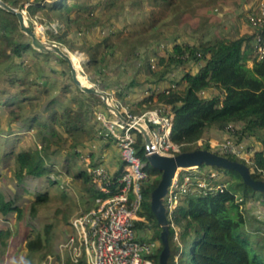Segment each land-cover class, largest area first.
I'll return each mask as SVG.
<instances>
[{
    "label": "trees",
    "instance_id": "trees-1",
    "mask_svg": "<svg viewBox=\"0 0 264 264\" xmlns=\"http://www.w3.org/2000/svg\"><path fill=\"white\" fill-rule=\"evenodd\" d=\"M3 1L20 10L24 7L21 0ZM165 1L168 0H163ZM95 8V4L79 5L69 0H53L52 3L35 0L26 7L30 14H34L37 10L53 11L56 18L59 14L76 10V18L71 20L81 21L79 32L80 35L85 36L94 29L100 34L104 28L103 23H100L95 16ZM53 19L50 17L48 20L51 22ZM104 23L109 25L107 35L102 37L101 41L97 40L91 44L90 49H86L90 57L84 66L93 68V72L88 76L89 80L99 84L105 91L115 87L118 96L122 97L128 88L142 84L136 79V74L141 72L143 66L147 71L144 83L155 86L167 80L178 69L181 75L175 81V87L170 85L159 92L151 90L138 105L144 109L152 108L159 103L169 104L172 107L175 118L171 138L181 145L180 151L195 148L211 149L205 136L214 130L226 133V138H236L237 143L245 144L246 141L255 139L264 145V59H254L252 65H249L254 54L253 44L258 31L254 30L252 35L244 34L231 39L216 37L194 42L180 40L177 36L167 37L169 43L162 48L163 53H159L162 44L160 42L151 48L136 47L130 49L121 63L112 69L109 67V61L118 54L116 44L111 40L115 32L111 26V19ZM61 30L62 26L58 25L57 33L53 31L49 38L61 43L70 42L65 39L68 30L59 34ZM144 32L145 30L138 31L135 36H142ZM24 35L16 14L0 5V65H3V72L9 73L17 66L25 71L27 69L25 54L28 50L44 55L47 62L50 61L49 57L55 54L37 51L32 47L29 39H23ZM85 40L86 38L82 39L78 44L81 50L84 48ZM101 46L103 51L99 57ZM148 50L154 51L155 67L152 66L151 59H146L144 56ZM57 58L61 65L66 63L61 57ZM132 61L135 63L131 78L110 80L114 71L131 70ZM60 70L62 75L71 77L70 71ZM50 71L55 72L51 69ZM13 74L10 83H19L16 85L17 91L0 96V134L11 128L10 123L16 122L26 125L33 132L36 144L29 149L6 151L0 154V158L6 161L12 157L16 184L31 195L29 218L35 219L40 207L53 198L48 187H58L60 179L56 176L62 173L64 175L61 176L72 177L69 182L71 187L83 192V197L87 200L89 198L86 208L88 211L94 205V199L104 195L95 186L86 169L75 171L72 168L78 165L75 158L89 156L85 152L83 141L95 139L97 130L94 111L97 107L107 110L102 99L97 95L86 94L75 83H66L60 88L65 94L72 92L70 84L75 87V95L63 99L61 94L52 93V83L48 80V74L41 72L39 74L41 81L18 80ZM33 87H36L37 93L32 91ZM44 95L47 99L43 101ZM7 107L9 110L6 109ZM131 109L132 112H137L138 107ZM3 111L7 112L6 119L9 120L7 129H2ZM98 139L102 138L98 137ZM199 139H204L205 142L199 145L197 143ZM67 140L70 144L66 147L62 142ZM64 150H68L69 153L64 157L65 162L62 164H65V169L61 172L55 168V163L57 160L61 161L60 157ZM137 150L141 158L146 160L145 144L140 133L137 136ZM214 151L238 159L231 153L219 149ZM251 152L250 167L253 176L264 179V147L256 148ZM239 160L245 162L243 159ZM90 162L92 165L99 164L92 161V158ZM123 165L122 162V168L117 176L122 173ZM147 166L145 165V169H148ZM201 169L205 173H211L214 169L224 170L232 175V178L225 183L222 190L186 196L175 210L170 220L172 246L170 264H264V242H262L264 240L253 237L257 229L252 233L248 231L250 220L248 210L254 205L264 208V193L254 191L245 185L237 171L218 167ZM149 173L152 178L143 188V194L149 198V201L142 203L140 216L143 220L136 222V228L140 238L159 242L156 254L153 256L154 263L158 264L163 249L160 240L161 228L152 212L150 197L160 180L161 172L152 168ZM40 183H46L47 188L31 190L27 186ZM239 191L241 193H238ZM60 197L67 207L75 198L66 189L60 190ZM13 213H17L18 218L23 216V208L17 194L7 198L0 191V215L6 222ZM66 220L68 221V217ZM27 224L30 231L25 240V257L29 264H41L43 260L47 261L49 256L55 257L56 264H86L84 256L76 262L68 256L65 262L58 250H50L54 228L52 222L43 224L42 229L32 220ZM172 224L178 228V231ZM67 227L69 234L72 230L69 221ZM11 235L12 231L9 227H0V248L7 246ZM39 253H42V259L34 262L35 256Z\"/></svg>",
    "mask_w": 264,
    "mask_h": 264
},
{
    "label": "rangeland",
    "instance_id": "rangeland-1",
    "mask_svg": "<svg viewBox=\"0 0 264 264\" xmlns=\"http://www.w3.org/2000/svg\"><path fill=\"white\" fill-rule=\"evenodd\" d=\"M21 1L24 4L22 11L25 14L29 27L33 28L36 34L44 41L60 44L72 53L79 52L83 57L85 56L84 61L80 64V68L84 71L83 74L85 76H89L93 72V68H86L84 66V63L90 57L86 49H90L91 44H94L97 40L101 41L102 37L107 35L109 25H105L104 21L108 19H111V26L115 32L111 37V40L115 42L116 50L118 52L117 56L111 58L109 61V67L113 69L116 65L121 63L130 49L132 50L136 47L151 48L155 46L157 42H160L162 44L159 53H163L162 48L166 45L165 41L167 40V37L172 38L177 36L182 40V36H184L188 41L194 40V38H235L243 26H248V13L250 10L257 8L263 0H168L165 2H163V0H69V2H77L79 5H84V3L95 4V16L98 17L100 23H103L102 25L104 28L100 34H97V29H94L86 36L80 35L78 27L81 26L79 25L81 21L78 18L75 22L71 20L76 18V10H72L68 13L65 12L63 15L59 14L58 18L54 16L55 14L53 11L37 10L34 14H30L26 7L30 2H34L35 0H29L30 2L24 0ZM44 1L47 3L53 2V0ZM50 17L54 18L51 22L48 20ZM58 25L62 26V30L59 34L68 30L65 39L71 43H61L55 39L49 38V35L53 31L57 33L56 30ZM142 30H145V32L142 36H138L140 38L135 36L137 35L136 32ZM24 34L23 39H29L32 44L31 37L26 33ZM191 36L194 38L191 39ZM84 38H86L85 45L81 50V48H79L80 46L78 47V44H80V41ZM102 51L103 48L101 46L98 55L99 57L101 56ZM153 52V50H148L145 55L147 54V56L149 55L148 58L153 59V57H155ZM25 57V62L27 64V69L25 71H23L20 66L14 67L10 71L11 74L14 73L13 75L17 77L18 80L34 79L36 81H41L39 74L42 72V74L49 75L48 80L52 83V93L61 94L60 96L63 97V99H69L75 95V87L72 84H70L72 92L64 94L60 91V88L64 84L74 82L72 76L69 77L60 73V69H64L67 72L70 71V69L67 62L62 65L59 63L57 58L60 57L59 55H51L49 57L50 61L47 62L45 61L44 55L36 54L32 50H28ZM254 59L255 57L253 55L250 63H253ZM130 63V67L133 68L135 62L132 61ZM50 69L55 72L59 71V73L55 74V72H51ZM55 69H57V71ZM10 72H3V65H0V96L15 93L17 91L16 85L19 83H10L12 77ZM42 80L44 81V79ZM87 80L89 83H94L89 79ZM32 91L37 93L36 87H33ZM42 98L44 101L47 99V96L44 95ZM6 109L9 110V107ZM138 109V113L146 110V108H141V105H138ZM6 113L7 112L3 111L1 115L2 129L8 128L9 120L6 119ZM10 126L11 128L9 130H5L3 134H0V154L6 151L11 152L20 149H29L35 146L36 140L33 136V132L29 130L26 125L24 126L23 124L12 122L10 123ZM205 138H208V141L213 138L212 142H209L210 145L212 144V150L219 149V145L224 143L227 139L224 138L223 133H220L219 135L212 131L209 132ZM204 142L205 141H203L202 144ZM62 143L67 147L69 146L70 141H63ZM112 146L113 145H111V147ZM262 147H264V145L258 140L252 139L248 142L246 141L243 153H245L244 158L247 160L249 166H251L252 152H249L248 150H254L256 148L260 149ZM68 153V150H64L60 157L61 161L57 160L55 163V168H58L61 172H64L65 164L62 163L65 162L64 157H66ZM74 160L77 161L78 165L73 167V170L78 171L80 169H86L83 157L75 158ZM143 163L147 164V161L143 160ZM147 167L148 169L146 170L148 171L152 169L149 164ZM212 173V177H214V179H212V184L214 186H221L232 178V175L224 170L214 169ZM61 175L64 174L62 173L56 176L60 179L58 187H48L53 198L40 207L35 219H30L31 195L17 186L14 176V161L12 160V157L6 161H3L0 158V191L4 193L7 198L17 194L18 201L23 208L22 218H18L17 213H13L5 222L4 217L0 215V227H9L12 231L7 246L3 249L0 248V264H29V261L25 257V240L30 231V227L27 224L29 220H32L33 223L36 222L40 229H42L41 227L45 223H53V238L50 250H58L66 262L69 256L68 251L66 249L61 251V249L62 245L67 242L68 221L71 223L73 217L82 212H86L89 198L87 200L83 197V192L71 187L69 182L72 180V177H64ZM145 184L146 183H143V187ZM27 186L31 190H44L45 187L47 188L46 183ZM61 189H66L73 197H75L69 202L70 206L68 207L60 197ZM238 193H241V191ZM147 201H149V198L144 195L142 203ZM248 213L250 219L248 222V231L252 233V231L257 229L253 234V237L255 239L264 240V208L254 205L248 210ZM67 217L68 221L66 220ZM262 234L263 236L261 237ZM176 237L178 239V236ZM157 244L159 245L158 241ZM42 256V253L37 254L34 258V262L41 260ZM41 264H56L55 257L48 259V261L43 260Z\"/></svg>",
    "mask_w": 264,
    "mask_h": 264
},
{
    "label": "built area",
    "instance_id": "built-area-1",
    "mask_svg": "<svg viewBox=\"0 0 264 264\" xmlns=\"http://www.w3.org/2000/svg\"><path fill=\"white\" fill-rule=\"evenodd\" d=\"M248 21L253 30L258 31L254 39L253 55L255 59L262 60L264 59V0L257 8L250 10ZM151 61L152 66L155 67L154 58ZM81 72L84 73L82 69ZM86 77L89 79L88 76ZM94 84L98 86L97 83ZM175 85V83L171 84L172 87ZM150 88L140 100L149 95L151 90L156 92L160 90L157 86ZM106 92L111 103L133 121L128 123L103 107H97L94 111L96 135L102 139H111L117 144L124 163L123 170L119 176H115L103 164L92 165L89 156L83 157L86 171L104 196H97L91 209L73 217L72 230L61 251L66 249L75 262L84 256L86 264H155L153 256L158 248L157 241L140 238L136 228V222L143 220L140 216L144 197L143 183H147L152 175L145 169L146 164L138 154L137 136L141 131L134 123H142L150 134V147L147 149L145 145V156L151 152L174 155L181 149V145L171 138L175 113L169 104L159 103L134 114L129 105L116 97L113 90ZM203 141L204 139H199L197 143L201 145ZM243 148L244 144L237 143L234 137L227 138L219 145V150L231 153L248 163L244 158ZM212 174V172L205 173L199 167L178 170L166 197L170 220L186 196L222 190L225 184L214 186ZM174 227L177 229L176 226Z\"/></svg>",
    "mask_w": 264,
    "mask_h": 264
},
{
    "label": "water",
    "instance_id": "water-1",
    "mask_svg": "<svg viewBox=\"0 0 264 264\" xmlns=\"http://www.w3.org/2000/svg\"><path fill=\"white\" fill-rule=\"evenodd\" d=\"M0 5L16 14L22 31L31 37L33 48L43 53H55L67 62L73 82L83 92L88 95L93 94L99 96L107 110L113 112L117 117L128 123L133 122L128 119L119 108L111 103L109 95L104 89L94 83L84 84L81 81V71L75 66L71 52L67 48L54 42L44 41L40 38L34 29L27 24L25 14L22 10L9 5L3 0H0ZM134 124L141 131L146 148L149 149L150 134L147 128L142 123ZM145 157L147 161L146 165L149 164L152 168L158 169L161 172L160 180L151 192L150 197L152 212L161 228L160 240L163 249L160 253L158 264H170V257L172 255V246L170 242L171 223L166 205V197L179 169L191 167H218L225 170H234L240 174L245 185L251 187L254 191L264 193V179L255 178L251 167L246 162L240 161L239 159H232L212 149L195 148L192 150L180 151L174 155H163L157 152H151L146 154Z\"/></svg>",
    "mask_w": 264,
    "mask_h": 264
},
{
    "label": "crops",
    "instance_id": "crops-1",
    "mask_svg": "<svg viewBox=\"0 0 264 264\" xmlns=\"http://www.w3.org/2000/svg\"><path fill=\"white\" fill-rule=\"evenodd\" d=\"M244 34H247V35L253 34V29L249 24H248V26H243V28L240 30V32L237 34L236 37H239V36L244 35ZM193 38L194 37H192L191 39H193ZM184 39L186 40V38L184 36H182V40H184ZM198 40H210V39H207V38H202V39L197 38L196 39V38H194V40H191V41L194 42V41H198ZM168 41L169 40L165 41L166 45H168L167 44ZM144 56L146 57V59H148L149 55L147 56V54L146 55L144 54ZM250 62H249V65L251 66L252 63H250ZM133 70L134 69L131 68V70L127 69V71H125V72H121V70L114 71L110 77V80L116 81L119 78L129 79V78H131V76H130L131 73L134 72ZM146 74H147L146 68H145V66H143L141 72L139 74H136V79L139 82H142V84L128 88L127 90L124 91V95L122 97L118 96L117 89L115 87L111 88L110 91L113 90L115 92L116 97L119 98L123 103L129 105L130 108H133V107L136 108V107H138L137 105L140 103V99L142 97H144L145 92L150 87L155 86V85H152L149 83H144L145 78H146ZM180 75H181V72L178 69H176L167 78V80L159 82V84L156 86L160 89L159 91H161V90L169 87L172 83H175V81L180 78ZM98 86L100 87L99 84H98ZM132 113L138 114V112H136V113L132 112ZM213 132H215L216 134L218 133L219 135H220V133H223V132H217V131H213ZM223 135H224V138H226L227 134L223 133ZM212 139H210L209 142H212ZM83 144L85 147V152H87V154H89V156L91 154L93 155V156L91 155L89 159L92 158V161L99 163V164H103L104 166H106L108 168V170L113 175H115V176L118 175L119 171L122 168V162L123 161H122L121 156H120L119 147L117 146V144L115 142H113V141L108 142L105 139H98V137L95 135V139H93V140L85 139L83 141ZM111 145H113V146L111 147Z\"/></svg>",
    "mask_w": 264,
    "mask_h": 264
},
{
    "label": "bare ground",
    "instance_id": "bare-ground-1",
    "mask_svg": "<svg viewBox=\"0 0 264 264\" xmlns=\"http://www.w3.org/2000/svg\"><path fill=\"white\" fill-rule=\"evenodd\" d=\"M71 56H72V59H73V62H74V64H75V66L79 69V70H81V68H80V64L84 61V57H83V55L82 54H80L79 52H74V53H72L71 52ZM82 75L80 76V79H81V81L84 83V84H89V82H88V80H87V77L83 74V73H81Z\"/></svg>",
    "mask_w": 264,
    "mask_h": 264
}]
</instances>
